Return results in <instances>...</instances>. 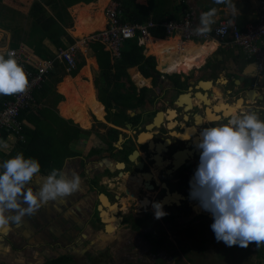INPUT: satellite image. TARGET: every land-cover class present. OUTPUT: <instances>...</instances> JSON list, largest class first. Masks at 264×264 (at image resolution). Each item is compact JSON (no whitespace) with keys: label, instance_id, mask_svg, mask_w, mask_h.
<instances>
[{"label":"rangeland","instance_id":"obj_1","mask_svg":"<svg viewBox=\"0 0 264 264\" xmlns=\"http://www.w3.org/2000/svg\"><path fill=\"white\" fill-rule=\"evenodd\" d=\"M35 1L2 0L0 2V55H4L5 50L8 47L11 48L14 41L28 47L24 39L32 24L30 8ZM183 1L189 10L191 0H174L173 5L181 4ZM199 1L203 3L212 0ZM69 12L72 16V24H77L74 10L73 13L72 10ZM96 14L97 11L93 13V15ZM72 34L77 39L81 38L75 33ZM45 43L50 45L48 41ZM223 53L228 52L224 50L217 52L221 55ZM209 54L211 53H207ZM92 56H94L93 52L89 51L86 56L79 58L78 62L87 61ZM209 59L211 63H218V61L215 62L214 56ZM225 69L230 71L232 67H225ZM66 70L70 72L73 69L68 70L66 67ZM128 72L137 91L144 87L142 84H136L132 77L133 73L138 72L137 68H130ZM65 77L72 78L70 75H62L59 83ZM99 77L100 70L96 75L94 85ZM211 78L215 80L217 77L212 76ZM123 81L125 87L121 89L122 92L131 91V83L127 80ZM59 83L54 84L55 92L58 94H60L57 90ZM260 83L264 84L263 81ZM104 86L105 81L101 78L100 87ZM220 86L217 84L215 91L220 90ZM95 90L97 95L96 85ZM95 90L92 91L93 95ZM250 92L246 98L247 106L264 107V100H260V104L259 102L255 104V101H259L257 98L263 95L259 94L256 89ZM155 93L157 94L158 91ZM63 101L57 105H53L52 101L47 104L38 103L30 115H36L37 110L44 106L54 107L59 112ZM224 102L225 99L221 98L219 104ZM95 108L97 109L96 105ZM208 109L211 110L210 106ZM91 117L92 114L88 113L86 123L92 124ZM261 118L264 120V116ZM97 120L93 128L81 130L78 139L67 145L68 155L64 162L63 172L68 175L72 172L78 174L82 180L81 190L66 198L49 202L35 215L24 217L19 226L10 225L8 228L0 229V264H264V244L257 247L253 242L247 248H242L228 247L223 242H217L210 227L213 223L211 214L203 211L197 201L190 200V190L186 193L185 207H190L191 212H183L178 207H165L163 211L167 215L160 219L155 218L154 208L146 210L140 204L147 199L159 202L161 194L158 196V190L147 188L149 190L144 191L145 187H143L137 192L139 201L127 200L122 195L127 179L135 185L141 183H138L136 179H129L130 175L125 179L121 178L124 182L117 179L119 185H116L113 179L111 180L112 176L124 175V172L114 168V163L108 154L99 155L98 147L103 146L101 140H106L104 131L110 126L105 123L99 124ZM111 121L112 125L117 126V132L120 131L119 137L127 132L131 133L127 126H132V121H125L124 118L116 119V117L113 122ZM33 128L34 125L31 123L25 124V131ZM8 144H10L8 149L1 150L8 155L5 160L10 158L16 140L12 139ZM73 153L77 156H73ZM152 168L157 172L160 171L158 167L153 166ZM133 175L146 183L152 184L153 182L149 171H135ZM156 175L158 176V173ZM40 176L46 175L41 174ZM100 177L105 181L102 183L103 186L97 191L92 189L88 191L87 183L93 179H100ZM39 182V180L34 181L31 186L38 190ZM110 183L116 185L117 188H110ZM98 194L109 197V207L101 206ZM83 202L87 203L88 212L80 208L84 205ZM96 206H101L100 210L105 209L111 216L120 219L124 217L126 221L124 223L121 221L113 231L107 230L105 224L100 223L96 218ZM122 206L128 210L120 211L119 208ZM148 213L150 217L146 216ZM147 235L157 243L149 242ZM60 258H63L62 262L56 263L55 261Z\"/></svg>","mask_w":264,"mask_h":264},{"label":"clouds","instance_id":"obj_2","mask_svg":"<svg viewBox=\"0 0 264 264\" xmlns=\"http://www.w3.org/2000/svg\"><path fill=\"white\" fill-rule=\"evenodd\" d=\"M237 11L233 0H214ZM217 9L203 12L197 35L208 34L216 22ZM9 51L0 55V95L21 94L28 78ZM0 140V150L8 149ZM195 147L199 164L189 181L190 200L211 214L210 225L217 242L247 248L264 244V120L255 111L234 113L225 124L205 127L199 132ZM41 164L17 153L0 163V229L19 226L24 217L35 215L49 202L71 196L81 190V177L53 169L41 177ZM39 180L38 190L31 185ZM155 218L167 215L163 205L153 204Z\"/></svg>","mask_w":264,"mask_h":264},{"label":"flooded vegetation","instance_id":"obj_3","mask_svg":"<svg viewBox=\"0 0 264 264\" xmlns=\"http://www.w3.org/2000/svg\"><path fill=\"white\" fill-rule=\"evenodd\" d=\"M211 46H214V49H216V45L214 43H211ZM196 51L197 49H195V52ZM195 52H193V54ZM216 61L217 59L215 58V62ZM205 63L206 62H204L200 67H202ZM200 67L194 65L186 66L184 64L182 70L173 71L174 73L171 72V74L156 75L155 79L153 77L145 78L137 69L138 72H135L132 77L136 84L144 85V87H141V89L138 90V93H140L144 88L148 89L146 94H138L136 97L137 102L141 104L136 108H127L125 112H123L121 111V107L123 108V106H119L117 102L127 100L128 98L119 97L117 100H109L112 104V108H108L106 104L103 103L107 113L105 121V118H100L99 114L97 115L98 120L92 114L91 128H93L96 120L99 124L105 123L110 126L104 131L106 140H101L104 147H98L100 150L99 155L103 156L108 154L110 160L114 163V168L124 172V175L117 174V176H112L111 180L113 179V181L116 182L115 184L119 185V181L124 182V179L130 175L129 179H136L138 183H141L140 185H135L127 179V185H125V189L122 191V195H124L127 200L130 199V201H139L137 197L138 190L140 191L143 187H145L146 189L144 188V191H148L149 189L147 188H152L154 190H158V196L161 194L159 203L164 200L165 204H169L164 205L163 208L178 207L183 212H191L190 207H185V201L186 193L188 190H190L189 181L193 177L194 172L196 171L199 164L200 151L196 149L195 143L199 138L200 130L205 127H218L221 124H225L234 113L255 111L260 116V119H262L261 117L264 116V107L259 105L247 106V85L244 82H240L238 85H235L232 81L218 83L216 80H212V76L203 77L205 72L214 70L213 65H204L199 70L194 69ZM157 71L160 73L159 70ZM198 71L202 72V74L199 75ZM198 75L202 78H200ZM139 78H141L140 81L138 80ZM200 81H212V84H210L208 87L199 86L197 88V85ZM217 84H220L223 87L221 93L218 92V94L215 91ZM254 84H252V90L256 89L259 93H263L264 84L260 85L257 83L256 87ZM155 90L158 91L157 94L155 93ZM188 95H190L192 102L190 107L187 105V103H179L182 96ZM93 96L96 98V94L93 95L92 93V97ZM221 98L223 100L225 99L223 104H227L233 109L228 116H225L223 111H216L215 109L221 105L219 104ZM257 99L259 101H255V104L258 102V104H260L261 101L264 100V94L261 98ZM240 100L241 103L239 104ZM96 106L99 110L97 98ZM209 106L212 108V112L218 119L208 121L207 109ZM115 117L116 119H123L127 117L130 119L129 122L132 121V126L130 128L127 126V124H125V126L131 130L130 134L126 131V134L119 137L121 133L120 131L117 132V126L115 127L114 124L113 126L110 123V120L113 122ZM156 119H158V123H156ZM151 125L152 128L148 129L147 127ZM142 136H144V142L141 141ZM134 151H138V155L134 161H131L130 155L133 154ZM119 164L120 166H118ZM152 165L154 167H158L160 171L157 172L154 170ZM143 170L149 171L151 173L153 180L152 184L150 182L146 183L144 180L141 181L140 179L134 177L133 174L135 171ZM156 173H158V176ZM122 177L124 179H121ZM117 179L119 181H116ZM103 182L105 181H103L101 177L100 179H93V181H89L87 183V190L89 191L92 189L97 191L103 186ZM116 185L110 183L109 187L117 188ZM130 188L135 189L131 190ZM130 192L133 193L132 197L127 196V193ZM98 197L100 198L99 194ZM102 197L107 201L108 206L105 205L103 200L102 202L99 200L101 206L103 208L109 207V197L106 196L109 200L104 196ZM178 201L180 204H178ZM146 202L147 205H142V207L146 210L153 208V204L156 203L151 199H147ZM83 204L84 205L80 208H83L85 212H88L89 207L87 206V203L83 202ZM101 206L95 207V214L97 220L100 223L105 224L101 215ZM119 210L121 211L128 209L122 206L119 208ZM105 214L106 216L108 214V218L111 220H120L119 218L111 216L106 210L103 213L104 220ZM146 216L150 217V213H148ZM121 221L124 223L126 219L124 220L123 217L121 218ZM105 222L109 224L108 229L110 230H115L119 225L118 224L115 227L113 223H109L107 221ZM147 238L152 244L157 243L149 235H147Z\"/></svg>","mask_w":264,"mask_h":264},{"label":"trees","instance_id":"obj_4","mask_svg":"<svg viewBox=\"0 0 264 264\" xmlns=\"http://www.w3.org/2000/svg\"><path fill=\"white\" fill-rule=\"evenodd\" d=\"M115 1L120 4L124 22L130 24H144L149 20H153L160 25L168 19L180 20L188 9L184 1L173 7L171 5L174 0H149L147 6L137 3L136 0ZM94 2L96 0H36L30 8L32 24L24 42L38 57L42 59L54 58V49L65 48L76 42V39L68 32V29L74 25L72 24L69 8L80 3L90 4ZM151 33L154 37L166 38L165 32L159 26L151 29ZM20 40L22 41V39ZM46 41L50 45L46 44ZM17 47H19V44L14 41L11 48ZM90 48L94 55L90 60L93 81L100 70V77L95 81V85L98 89V107L104 118L107 117V113L103 103L108 108H112L110 99L117 100L119 97H127V100L117 102L119 106H123L121 111L125 112L127 108H136L141 104L136 99L138 94L144 95L148 92V89L144 88L138 93L136 86L130 79L128 72L130 68H137L145 78L153 77L155 79L156 75H161L157 71L156 57L145 55V47L139 44V36L124 43L121 50V59L115 61L112 60L110 53L100 43L91 41ZM214 50V46H211L209 42L201 44L197 51L185 62V65L200 67L209 57L210 54L207 55V53H212ZM62 75H70L72 78L78 75L76 79H82L77 83L78 90L87 105L88 111L98 119V113L92 99L91 82L84 81L89 79L87 62L84 60L79 61L76 68L70 72H67L64 64L56 62L53 72L48 75L42 87L35 92L36 103L47 104L52 101L53 105H57L64 100L63 96L54 90V84L60 82ZM101 78L105 81V86L102 88L100 87ZM123 80L131 83V91L122 92L121 89L125 87ZM8 98L9 96L0 95V104ZM33 109L23 111L20 120H28L29 123L34 125V128L25 131L24 139L16 142L10 158L17 153H23L25 158H34L41 164L40 174L46 176L53 169L63 171L64 162L68 155L67 145L78 139L82 129L70 125L58 114L54 107L44 106L37 110L36 115L32 114L31 116ZM76 116L80 121H84L83 113L76 114ZM124 120L130 121L127 117ZM91 126L92 124L88 123L86 129H91ZM5 136L6 134H4ZM0 155L3 157V161L8 156L2 151H0ZM73 156H77V154L73 153ZM62 260L63 258H60L55 262H62Z\"/></svg>","mask_w":264,"mask_h":264},{"label":"built area","instance_id":"obj_5","mask_svg":"<svg viewBox=\"0 0 264 264\" xmlns=\"http://www.w3.org/2000/svg\"><path fill=\"white\" fill-rule=\"evenodd\" d=\"M260 13L255 22L240 26L236 21L221 19L213 27L210 33L197 35L194 29L197 27L193 15L187 10L180 20L164 21L158 25L153 20L144 24H130L123 20L120 4L110 0L104 8V25L101 29L93 31L86 36L76 39L74 44L55 50V57L42 59L24 45L17 48H9L4 53L13 51L14 59L20 65L28 78V87L24 93L10 95L0 104V140L15 139L16 142L24 139L25 124L20 120L23 111H28L36 106L35 92L40 89L48 75L55 69L56 62L64 64L68 70L76 68L79 58L86 56L90 48V42H98L104 46L112 57V60L121 59V50L125 42L139 36V44L148 49L149 41L155 40L151 29L161 27L166 38L174 40L177 48L190 43L214 42L218 48L226 50L237 48L245 59L255 63L257 79L264 78V0H259ZM68 32L73 36L72 29ZM165 38V39H166ZM146 55V53H145ZM162 75L171 74L158 69ZM4 134L6 136L4 137ZM1 151V150H0ZM3 157L0 155V163Z\"/></svg>","mask_w":264,"mask_h":264},{"label":"crops","instance_id":"obj_6","mask_svg":"<svg viewBox=\"0 0 264 264\" xmlns=\"http://www.w3.org/2000/svg\"><path fill=\"white\" fill-rule=\"evenodd\" d=\"M148 1L149 0H143V1L136 0L137 3H139L141 5H145V6L148 5ZM212 2H213V0L211 2H203V3L200 2L199 0H191L190 1L189 10L191 11V13L193 15V19H194L197 26L199 25V18H200L201 13L207 12L212 8L217 9L216 16L214 17L216 22L211 26L212 29L216 25V23L221 19H230V20L236 21L240 26H245L248 23L255 22L257 20L259 13H260L259 0H233V2L236 5V9H237V11L235 13H233L232 10L224 4H216V3H214V2L212 3ZM97 3H98V0H96V2H94L93 4H97ZM90 4H92V3H90ZM77 5H88V4L80 3ZM77 5L72 6L71 8H69V10L70 11L72 10V13H73V10ZM173 6L174 5L172 4L171 7H173ZM103 13H104V11H103ZM75 17L77 18V15H75ZM104 21H105V19H104ZM75 27H76V24H74L73 27L71 28L73 33H75ZM158 40L163 41V40H170V39H168V38H166V39L156 38L154 41H158ZM201 44H203V43H194V45H201ZM147 47H148V49H146V51H145L146 56L152 55V56L156 57V60L159 62V67H160L161 61H160L159 56L152 51V48H150L149 46H147ZM198 47L199 46H196V49H198ZM7 49H9V47ZM7 49L5 50V52L7 51ZM55 50L56 49H54V51ZM220 50H224V51L228 52L229 54L228 53L227 54L223 53L222 55L217 54V52ZM217 55H221L222 58L219 59L217 57ZM212 56H214V58L217 59L218 63H211L210 62L209 58ZM90 60H91V57L88 58L86 61L89 79L84 80V81H90L91 82L90 88H91V91H93L95 89V85H94L93 75H92L91 68H90ZM204 65H213L214 66L213 71L205 72L204 75L205 76H216L217 78L215 80L218 83H222V82L224 83L226 81H232V82H234L235 85H238V84H240V82H244L247 85L246 86V89H247L246 95L247 96H248L250 90L253 89L252 84H254V82H255V84H254L255 87H256L257 83H259L260 85L262 84V83H260L262 81H259L256 78L257 77V69L255 66V63L247 61L245 59L243 53L237 48L226 50L223 48H218V46L216 45V49L212 52V54L209 57H207V61ZM229 66L232 67V69L230 71L226 70L224 68V67H229ZM159 67H158V69L165 71ZM163 67H164V65H163ZM202 67L194 68V69L199 70ZM132 69H134V68H132ZM227 73H228V75H226ZM198 74L201 75L202 72L198 71ZM229 76L231 78H229ZM81 80L82 79L65 77L63 79V81L57 85V87H58L57 90L65 98L64 101L60 104L59 112L58 111L57 112L70 125L75 126V127L82 129V130H86V125L88 124V123H86L87 122L86 121L87 115H88V113H91V112H89L88 109H86V105H85L83 98H82V96L78 90V87H77V83ZM238 80H240V81H238ZM220 88H221L220 90L216 91L217 94H218V92L221 93V91L223 90L222 86H220ZM257 92H258V90H257ZM95 94H96V90H95ZM259 94L263 95L264 89H263V93H259ZM96 98H97V95H96ZM96 98H95V96L92 97V99L95 102V105H96ZM258 98H260V97H258ZM96 110H97V113L99 114L100 110H98V109H96ZM82 113H83V120H84L83 122L80 121L78 119V117L76 116V114H82ZM99 115H100V118H103L101 113ZM105 120H106V118L104 119V121ZM23 122H24V124H29L28 120H26V119H24ZM11 140H5V138H4L3 141H6L7 143H9ZM8 145H10V144H8Z\"/></svg>","mask_w":264,"mask_h":264},{"label":"bare ground","instance_id":"obj_7","mask_svg":"<svg viewBox=\"0 0 264 264\" xmlns=\"http://www.w3.org/2000/svg\"><path fill=\"white\" fill-rule=\"evenodd\" d=\"M110 0H98L97 4H88V5H77L74 8V14L77 15V24L75 27V34L78 37H82L84 35H87L93 31L99 30L104 25V7L108 4ZM99 8L98 10H96ZM97 11L96 15H93ZM213 43V42H209ZM148 46L152 48V51L156 53L161 61L160 67L161 69L165 70L168 73H171L173 71H180L183 68V65L185 62L193 55L192 53L196 49V45L194 44H184L182 47L177 48L176 42L174 40H158V41H149ZM164 65V67H163ZM134 74V73H133ZM139 81L141 78L138 79ZM251 93V92H250ZM255 93V92H254ZM253 94V93H252ZM180 104H185L190 107L192 105L190 95L188 96H182L179 101ZM197 103V102H196ZM241 103V100L239 104ZM221 104V103H220ZM212 109V108H211ZM216 111H223L225 113V116H228L230 112H232V108L229 105L221 104L219 107L215 108ZM100 114V113H99ZM217 114V113H216ZM207 119L208 121L216 120L218 119L216 115L212 112V110L207 109ZM146 136V135H145ZM148 136V135H147ZM143 137H141V141L144 142ZM140 142V140H139ZM151 187V186H150ZM137 188V187H135ZM135 188H130L131 190H134ZM128 197H132L133 193H127ZM106 197L105 195L100 196V200L105 202V205L108 206L107 201L102 197ZM102 197V198H101ZM108 199V197H106ZM109 200V199H108ZM141 205H147L146 201H142L140 203ZM105 212V209L101 210V215L103 222L106 224V229L108 230L109 224L107 222L113 223V225L116 227L119 223H121V219L117 220H111L108 218V214L106 216L105 214V220L103 213ZM115 217V216H114ZM118 218V217H115ZM110 230V229H109ZM113 231V230H110Z\"/></svg>","mask_w":264,"mask_h":264},{"label":"water","instance_id":"obj_8","mask_svg":"<svg viewBox=\"0 0 264 264\" xmlns=\"http://www.w3.org/2000/svg\"><path fill=\"white\" fill-rule=\"evenodd\" d=\"M217 57H218L219 59L222 58L221 55H217ZM238 81H239V80H238ZM263 82H264V78H263ZM210 84H212V81H207V82L200 81L199 84L197 85V88H198L199 86H202V87H208ZM198 94H199V93H198ZM207 101H208V100H207ZM157 121H158V119H156V123H158ZM128 127L130 128L131 126H128ZM147 128H148V129H149V128H152V125H151V126H148ZM137 155H138V151H134V153L130 155V160H131V161H134ZM179 196H180V195H179ZM181 198H182V196H181ZM161 204H162L163 206H164V205H169V204H165V203H164V200L161 201ZM178 204H180L179 201H178Z\"/></svg>","mask_w":264,"mask_h":264}]
</instances>
